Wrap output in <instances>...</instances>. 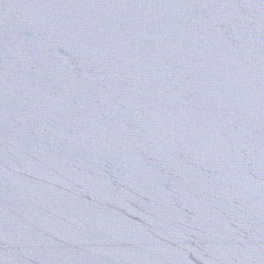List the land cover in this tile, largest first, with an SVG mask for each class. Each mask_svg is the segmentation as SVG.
Returning a JSON list of instances; mask_svg holds the SVG:
<instances>
[{
    "label": "water",
    "instance_id": "95a60500",
    "mask_svg": "<svg viewBox=\"0 0 264 264\" xmlns=\"http://www.w3.org/2000/svg\"><path fill=\"white\" fill-rule=\"evenodd\" d=\"M0 264H264V0H0Z\"/></svg>",
    "mask_w": 264,
    "mask_h": 264
}]
</instances>
